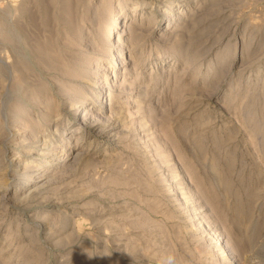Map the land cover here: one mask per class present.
Instances as JSON below:
<instances>
[{
	"label": "rangeland",
	"instance_id": "374dc122",
	"mask_svg": "<svg viewBox=\"0 0 264 264\" xmlns=\"http://www.w3.org/2000/svg\"><path fill=\"white\" fill-rule=\"evenodd\" d=\"M0 264H264V0H0Z\"/></svg>",
	"mask_w": 264,
	"mask_h": 264
},
{
	"label": "bare ground",
	"instance_id": "6f19581e",
	"mask_svg": "<svg viewBox=\"0 0 264 264\" xmlns=\"http://www.w3.org/2000/svg\"><path fill=\"white\" fill-rule=\"evenodd\" d=\"M125 34H128L127 32L125 33ZM129 39V38H128ZM122 66H126V63H120ZM83 113H84V111H83ZM86 115V113H84V116ZM83 116V117H84ZM85 121V120H84ZM83 123V122H82ZM76 155H80L81 154V152H77V153H75ZM17 158V157H16ZM66 158V157H65ZM43 179H38V181H42ZM45 180V179H44ZM42 185V184H41Z\"/></svg>",
	"mask_w": 264,
	"mask_h": 264
}]
</instances>
